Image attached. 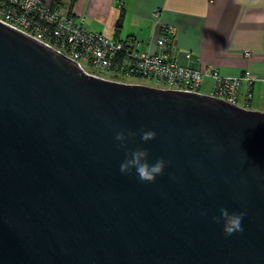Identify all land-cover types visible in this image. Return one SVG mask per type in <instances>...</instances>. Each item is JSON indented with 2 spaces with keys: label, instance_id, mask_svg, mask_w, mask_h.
Here are the masks:
<instances>
[{
  "label": "water",
  "instance_id": "95a60500",
  "mask_svg": "<svg viewBox=\"0 0 264 264\" xmlns=\"http://www.w3.org/2000/svg\"><path fill=\"white\" fill-rule=\"evenodd\" d=\"M137 147L170 162L153 184L119 171ZM0 264H264V113L87 75L0 23Z\"/></svg>",
  "mask_w": 264,
  "mask_h": 264
},
{
  "label": "crops",
  "instance_id": "0c3cea01",
  "mask_svg": "<svg viewBox=\"0 0 264 264\" xmlns=\"http://www.w3.org/2000/svg\"><path fill=\"white\" fill-rule=\"evenodd\" d=\"M40 1L74 17L88 32L132 41L139 54L154 52L162 28H171L181 66L199 71L213 67L228 78L248 72L254 80L248 110L264 113V104L258 102L264 95V0ZM212 86V79H204L200 94L209 96ZM244 90L242 84L240 98Z\"/></svg>",
  "mask_w": 264,
  "mask_h": 264
},
{
  "label": "built area",
  "instance_id": "2783aa9c",
  "mask_svg": "<svg viewBox=\"0 0 264 264\" xmlns=\"http://www.w3.org/2000/svg\"><path fill=\"white\" fill-rule=\"evenodd\" d=\"M0 23L43 43L87 75L125 85H140L130 80L146 81L155 84L154 89L188 94H200L204 79L210 78V97L239 109L249 108L254 82L250 74L228 78L213 67L199 71L181 66L171 28H162L154 52L139 54L132 41L118 42L88 32L74 17L62 15L40 0H0ZM244 57L250 59L251 53L245 51ZM184 58L188 61L191 56ZM242 84L245 90L240 98Z\"/></svg>",
  "mask_w": 264,
  "mask_h": 264
},
{
  "label": "clouds",
  "instance_id": "9594fccd",
  "mask_svg": "<svg viewBox=\"0 0 264 264\" xmlns=\"http://www.w3.org/2000/svg\"><path fill=\"white\" fill-rule=\"evenodd\" d=\"M137 135L140 136L143 143H147L156 138L154 131L140 129L139 132H126L125 130L116 132L114 140L121 148H127V142L134 140ZM169 163L163 158H159L154 163H150L148 150L137 147L135 150L125 152V159L120 164L119 171L122 175H132L134 170L136 177L141 183L153 184L156 182L158 176L164 174V170ZM201 215L206 216L207 211H202ZM244 215V212L230 213L226 208L221 207L219 209V215L213 216L212 219L215 223L222 225L223 234L227 237L243 231L242 220Z\"/></svg>",
  "mask_w": 264,
  "mask_h": 264
},
{
  "label": "rangeland",
  "instance_id": "374dc122",
  "mask_svg": "<svg viewBox=\"0 0 264 264\" xmlns=\"http://www.w3.org/2000/svg\"><path fill=\"white\" fill-rule=\"evenodd\" d=\"M130 81H131L130 83L140 84L142 86L149 87V88L155 87V84L150 83V82H146V81H136V80H130ZM202 91H204V90H200V92H202ZM258 102L259 103L262 102V104H264V95H263L262 101H260L258 99Z\"/></svg>",
  "mask_w": 264,
  "mask_h": 264
}]
</instances>
